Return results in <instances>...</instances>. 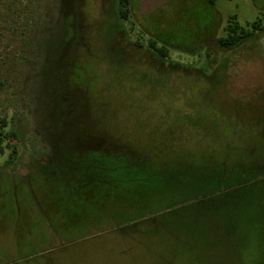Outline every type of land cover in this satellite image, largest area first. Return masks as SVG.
I'll return each mask as SVG.
<instances>
[{"label": "rangeland", "instance_id": "1", "mask_svg": "<svg viewBox=\"0 0 264 264\" xmlns=\"http://www.w3.org/2000/svg\"><path fill=\"white\" fill-rule=\"evenodd\" d=\"M114 1L0 0V264H264V32L216 44L231 15L264 26V0H130L119 23ZM229 132L245 156L226 154ZM110 141L180 156L176 194L110 195L99 205L118 213L60 221L54 171ZM213 158L252 171L228 178Z\"/></svg>", "mask_w": 264, "mask_h": 264}, {"label": "trees", "instance_id": "2", "mask_svg": "<svg viewBox=\"0 0 264 264\" xmlns=\"http://www.w3.org/2000/svg\"><path fill=\"white\" fill-rule=\"evenodd\" d=\"M129 3L130 0L114 1V15L118 23L122 19H127ZM72 22L73 21L71 20V23ZM116 30L117 29H115V32ZM223 32V35L216 38V44L222 49L230 50L238 47L248 40H252L254 34L259 35L261 32H264V26L261 17H258L243 26L235 20L234 15H231L226 21ZM141 45L142 44H139V46ZM147 47L149 48L148 52H154L160 59L161 63L165 62V58L168 56V49L165 46L158 45L154 38H149L147 41ZM66 87H69L70 89L69 83L66 84L65 88ZM65 96L68 97L66 94ZM6 126L7 121L5 117H0V128L3 129ZM0 134L1 141L4 134L2 133V130L0 131ZM230 134L233 133L229 132L223 137V139H221L222 147L223 149H226V154L230 156L229 154H232L233 150H236L235 152L245 156L248 152V145L243 140L235 143L232 139L233 135ZM258 145L259 155L264 157V138L261 139ZM109 149H107L108 152L100 151L106 149L98 147L95 149L97 150L95 153L92 151L94 155H91L92 153L90 152L86 155L88 157L85 156L79 162L75 159L67 161L70 164L69 170H67V168L63 165V171H61V169L59 171V168L54 171L55 174L52 178L59 181V183L60 179L63 182L64 186H62V188L64 194L62 197L65 198V203L62 210L59 209L60 206H54L51 211L52 215H56L57 219H60V221L65 220V222H68L70 221L68 219H72L74 215L76 216L82 211H89L83 217H85V220L90 221V219L94 217H106L110 214V212L111 214H113V212L116 214L115 211L118 213V210H109L106 212L102 209V206L99 205V203L102 202L103 198H106V196H114L115 194L120 195L125 193H144L147 195H149V193H154L153 196L149 195L143 200L145 204L155 203V205H157V203L159 204L162 199L169 198L175 193L176 189L174 190L173 185L176 186V184L180 182L177 176H179L180 172L184 171H180L182 170L181 167L183 168L181 164L185 162L180 159V156H176L175 153H173L169 159H165L163 157L159 159L154 158L150 152L139 153L138 151L122 147L121 145L114 146L113 143L109 145ZM0 151H2L1 148ZM14 154L15 152L13 151L12 157H14ZM228 156L225 157L227 160L229 159ZM243 159L239 158V161L237 159V161L232 160L229 161V163L226 160L217 161L214 158L211 159V161L218 168L221 166L227 167L229 170L226 169V173H230L228 178H231L233 173L237 174V171H241L243 173H250L252 171V168L249 167V163H245L247 160L242 162ZM226 163L227 165L225 166ZM243 163L247 166L243 167ZM229 164H233L232 167L229 168ZM54 166L56 167V164L52 165V169H55ZM78 167H81L83 171L80 175L73 172V170ZM263 168L264 161H262L257 169L261 170ZM56 173L59 176L56 175ZM52 178L51 180H53ZM208 179L209 180L207 182L210 181L209 183H212L213 181L218 180V176L216 175ZM243 180L245 179L243 178ZM161 185H166V187ZM161 187H163V189H160ZM235 207L237 208L236 205ZM160 209L149 214H156L160 211ZM220 212L224 213L223 211ZM234 212L236 211L234 210ZM234 212L231 209L228 213H230L231 216L235 214ZM226 216L229 218L228 215ZM70 225L61 228L67 232L68 230H71V227L75 226H72V224ZM226 227L230 230L228 223ZM54 230L56 234L61 233L59 228Z\"/></svg>", "mask_w": 264, "mask_h": 264}]
</instances>
